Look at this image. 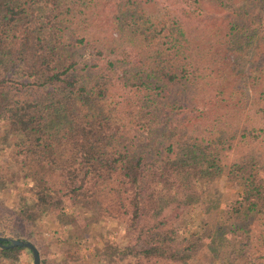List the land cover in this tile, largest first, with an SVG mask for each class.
<instances>
[{
	"label": "trees",
	"instance_id": "obj_1",
	"mask_svg": "<svg viewBox=\"0 0 264 264\" xmlns=\"http://www.w3.org/2000/svg\"><path fill=\"white\" fill-rule=\"evenodd\" d=\"M227 1L0 0V237L45 217L76 262L117 212L137 243L102 240L100 263L264 264V0Z\"/></svg>",
	"mask_w": 264,
	"mask_h": 264
},
{
	"label": "rangeland",
	"instance_id": "obj_2",
	"mask_svg": "<svg viewBox=\"0 0 264 264\" xmlns=\"http://www.w3.org/2000/svg\"><path fill=\"white\" fill-rule=\"evenodd\" d=\"M227 2H228V6L233 9H236L237 6L241 3L240 0H229ZM208 10L210 12L217 13L220 10H222V8L219 6L213 5V6H210ZM92 18H93V15L90 18V25H88L87 28L85 29H82V30L80 29V33L83 34L85 38L89 39L91 42L97 44L98 41H100L101 38L103 37L102 32L105 29L99 25L97 20L92 21ZM83 54H85V59L89 60L91 58V55L89 53H83ZM215 111L216 110L214 109H206V110L204 109L202 115L198 114L199 111L189 113L188 118L190 120H187V113H185L186 115L181 116V118H183L182 119V124H183L182 129L184 130L185 135L181 134V140L178 142V145H181V143L183 142H187L189 136L199 137L198 140H200V138L205 134L204 132H202V129L204 125H206V121L202 120V118L207 117L208 115H212ZM198 117H201V123H200L199 130L190 131L193 126V124L191 125V123L195 120L200 119ZM183 146L180 148V150L176 149L170 155L169 154L166 155L168 156L169 160L174 159L179 152L186 155V160H189L190 159L189 157L191 156V148H189L187 145H183ZM225 153H228V147L226 146L224 147L223 150H221V153H220L221 157ZM184 155L181 156V159L185 158ZM221 157H220V164H224V162L221 161ZM149 158L150 157H148V159ZM216 182H218L217 186H215L216 190H217V187L218 189H220L221 192H222V189L224 190L227 189L226 183H223L221 180H218V181L216 180ZM210 191H212V189H210ZM216 193H213L210 196L208 202L210 203L213 202L212 199ZM64 201L67 207L66 210H68L72 203V198L66 197ZM185 207H187L186 208L187 213L189 212L194 213L198 209L197 207H195L194 209L192 206L191 207L185 206ZM185 207H183V210ZM163 211H164V214H169V213L174 214V213H177L178 210L174 209L173 207L172 208L166 207ZM181 217H185L184 213L182 216L180 214V216L173 221L174 225L177 228L187 227L184 225L185 223L181 221L180 219ZM194 219H195L194 222H197L196 217H194ZM47 220L48 219L45 217H38V222L36 223V226H31L26 223H25L26 225H22V224L19 225L20 232L23 235L21 239L28 240L32 244L34 243V246L37 248L40 259H42L45 262V264H122L120 261L114 262L108 259L101 261L103 263H100L97 260L101 259V255H96L93 250L94 249L100 250L101 244H102L101 241L104 239H108L109 241H116L119 243H123V242L129 241V239L127 238L131 237L130 245L135 243L132 240V238H134L135 235L131 233L127 234V232L124 230L125 218L122 217L120 213L113 212L110 215L106 216L105 218H100L99 220H97L90 232H84L82 231V229L80 230V241L77 243L78 244V254L76 258L77 261L74 259L76 262L70 261L69 263H67L65 261L69 258L67 256L64 257L65 253L63 251L68 246L62 243V240L65 237L64 235L65 231L64 233H61L62 237H60V239L59 238L54 239L56 237V234H53L52 229H50L47 226ZM12 239H15V238H12ZM93 254H95L94 257H93ZM18 257L19 258L17 260L8 261L5 264H31L32 263L31 254H29L28 251L25 249L20 250L18 252ZM90 257L92 258L90 259Z\"/></svg>",
	"mask_w": 264,
	"mask_h": 264
},
{
	"label": "water",
	"instance_id": "obj_3",
	"mask_svg": "<svg viewBox=\"0 0 264 264\" xmlns=\"http://www.w3.org/2000/svg\"><path fill=\"white\" fill-rule=\"evenodd\" d=\"M22 247L31 254V264H39L40 258L37 248L28 240L0 237V248Z\"/></svg>",
	"mask_w": 264,
	"mask_h": 264
}]
</instances>
